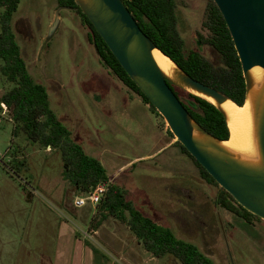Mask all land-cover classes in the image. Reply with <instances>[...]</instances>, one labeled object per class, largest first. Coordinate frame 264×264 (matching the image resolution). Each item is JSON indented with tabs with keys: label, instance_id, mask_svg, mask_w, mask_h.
Segmentation results:
<instances>
[{
	"label": "rangeland",
	"instance_id": "rangeland-1",
	"mask_svg": "<svg viewBox=\"0 0 264 264\" xmlns=\"http://www.w3.org/2000/svg\"><path fill=\"white\" fill-rule=\"evenodd\" d=\"M176 1V28L185 49L199 45L213 60L198 38L208 0ZM13 28L55 113L138 209L198 245L216 264H264V221L247 233L241 218L216 205V191L201 182L192 158L178 146L162 147L170 137L161 134L162 116L147 111L149 120L139 125L126 115L142 117L143 105L128 100L123 84L100 63L77 13L58 8L57 0H21ZM10 87L0 73V96ZM15 128L9 112L2 113L0 264H181L170 255H151L114 218L93 230L95 208L73 205L80 193L63 178L60 153L35 144L22 130L16 135Z\"/></svg>",
	"mask_w": 264,
	"mask_h": 264
},
{
	"label": "trees",
	"instance_id": "trees-1",
	"mask_svg": "<svg viewBox=\"0 0 264 264\" xmlns=\"http://www.w3.org/2000/svg\"><path fill=\"white\" fill-rule=\"evenodd\" d=\"M20 1L0 0V73L11 84L0 96V115L5 111L9 112L16 124V135L22 130L40 147L57 150L63 162L62 176L78 193H86L99 183L107 185V192L90 221L93 230L99 229L108 218H114L125 225L144 249L156 258L170 255L181 264H216L198 245L180 238L171 229L138 209L115 177L110 176L103 163L87 153L73 132L55 113L47 87L36 81L28 69L13 28L14 14ZM123 1L141 29L181 70L216 88L237 105L245 104L247 85L242 63L227 23L214 0H208L202 29L198 32L201 43L209 46L212 51L213 60L205 56L199 45L195 49H185L176 28V0ZM57 4L58 8L70 9L80 16L88 29V40L95 47L99 61L108 73L120 81L131 95L140 96L153 114L162 116L122 67L77 0H57ZM168 84L191 117L206 132L219 140H229L230 127L220 108L172 81H168ZM163 126H167L165 119ZM168 133L176 139L170 128ZM173 144L192 158L200 170L201 182L210 191H216V205L241 218V228L252 233L255 222L263 219L240 205L181 142L175 140ZM15 160L20 167L24 166V161L13 159Z\"/></svg>",
	"mask_w": 264,
	"mask_h": 264
},
{
	"label": "water",
	"instance_id": "water-1",
	"mask_svg": "<svg viewBox=\"0 0 264 264\" xmlns=\"http://www.w3.org/2000/svg\"><path fill=\"white\" fill-rule=\"evenodd\" d=\"M214 1L233 38L248 92L249 70L256 66L264 68V0ZM77 2L131 79L164 117L176 140L186 147L240 205L264 220V169L249 168L232 158L215 154L201 145L194 138L195 127L217 141L222 140L206 132L191 117L168 81L205 99L207 98L203 95L212 97L219 104L231 99L216 88L195 79L176 64L182 85L164 75L153 56L154 50L163 52L141 29L123 0H77ZM51 29L52 33L54 28ZM260 143L264 158V115L260 128ZM211 147L222 151L216 144H212Z\"/></svg>",
	"mask_w": 264,
	"mask_h": 264
},
{
	"label": "bare ground",
	"instance_id": "bare-ground-1",
	"mask_svg": "<svg viewBox=\"0 0 264 264\" xmlns=\"http://www.w3.org/2000/svg\"><path fill=\"white\" fill-rule=\"evenodd\" d=\"M153 56L164 75L182 85L178 76L180 71L175 63L159 50H154ZM247 76L249 86L243 106L237 105L232 100L219 104L214 98L200 94L217 104L225 113L231 132L229 140L217 141L197 127L194 129V138L215 154L232 158L249 168L262 170L264 158L260 143V128L264 115V68L253 67ZM212 144L218 145L222 151L211 147Z\"/></svg>",
	"mask_w": 264,
	"mask_h": 264
},
{
	"label": "built area",
	"instance_id": "built-area-1",
	"mask_svg": "<svg viewBox=\"0 0 264 264\" xmlns=\"http://www.w3.org/2000/svg\"><path fill=\"white\" fill-rule=\"evenodd\" d=\"M107 192V185L105 183H99L93 187L90 191L76 195L73 199V205L76 208H83L88 204H92L96 209L102 198Z\"/></svg>",
	"mask_w": 264,
	"mask_h": 264
},
{
	"label": "crops",
	"instance_id": "crops-1",
	"mask_svg": "<svg viewBox=\"0 0 264 264\" xmlns=\"http://www.w3.org/2000/svg\"><path fill=\"white\" fill-rule=\"evenodd\" d=\"M125 88V87H124ZM126 93H127V99L128 100H130V101H133V100H139L140 101V103L143 105V109H141V110H139V111H142V112H144V114H142V117H140V114H139V112L138 113H128V114H126V115H128L130 118H133V119H135V121L139 124V125H143L145 122L144 121H147V120H149V115L147 114V111H149L150 113H151V111H150V108H149V105L148 104H145L143 101H142V99H140V98H138V97H134V96H132L128 91H127V89H126ZM138 107H140L139 105H137V108ZM130 108H132V107H130ZM134 108V107H133ZM153 114V113H152ZM143 132V131H142ZM161 132H163V133H161L162 134V136L164 137L165 135H164V133H167V134H169L168 133V127L167 126H163V131L161 130ZM170 136V135H169ZM175 140L176 139H174V138H172L171 136L169 137V140L168 141H166L165 143L166 144H164V146H162V147H165V145L167 146V145H171V146H175L173 143L175 142ZM157 146L155 145L154 146V148H153V150H152V154L151 155H154L155 153H156V151H157V148H156ZM161 149V148H160ZM159 150V149H158ZM150 155V156H151Z\"/></svg>",
	"mask_w": 264,
	"mask_h": 264
}]
</instances>
